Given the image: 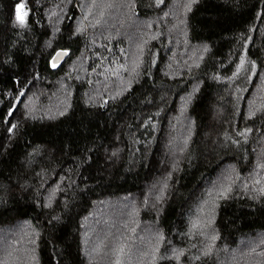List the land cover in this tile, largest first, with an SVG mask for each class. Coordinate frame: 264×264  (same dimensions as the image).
I'll return each mask as SVG.
<instances>
[{
    "label": "trees",
    "instance_id": "obj_1",
    "mask_svg": "<svg viewBox=\"0 0 264 264\" xmlns=\"http://www.w3.org/2000/svg\"><path fill=\"white\" fill-rule=\"evenodd\" d=\"M18 1L27 7L24 23L14 16ZM172 1L0 0V235L15 243L27 228L32 264H93L83 227L94 209L107 199L144 197L165 173L157 199L136 201L134 230L146 224L156 234L138 264H247L240 253L264 264V0H186L181 51L154 25L139 73L114 96L95 101L88 82L70 76L56 115L30 114L24 105L29 93L41 106L53 102L51 85L72 59L123 62L124 3L128 21L159 18ZM195 46L197 59L179 62ZM57 49L66 53L52 65ZM131 69L121 64V76ZM180 108L186 126L173 151L166 136ZM210 186L203 227L202 212L193 210ZM126 224L125 214L109 220L111 235L120 229L122 237ZM127 241L101 264H118L132 250Z\"/></svg>",
    "mask_w": 264,
    "mask_h": 264
},
{
    "label": "rangeland",
    "instance_id": "obj_2",
    "mask_svg": "<svg viewBox=\"0 0 264 264\" xmlns=\"http://www.w3.org/2000/svg\"><path fill=\"white\" fill-rule=\"evenodd\" d=\"M122 1L124 0H117L118 3H121ZM185 3L186 0H173L172 2H170L168 7L162 12L159 18L154 16L145 19L133 20V18H131L129 15V22L126 20V17L129 14L127 3H124V17L121 18L120 14L121 20L119 21L121 27L126 29V33L123 34V36L125 37H123V48H127V50L124 51L125 54L123 56V62L120 63L118 61H115L111 62V64L107 62L97 66L96 64H78L79 61L77 58L72 59L66 63L64 67L63 76L55 80L54 83L51 85L50 89H52L51 93L54 96V101L49 102L44 106H41L40 104H38V98H34L29 93L28 98H30V101H27V99L24 101V105L28 107V109L26 110L30 114H33V112L35 111L36 113L46 114L47 116L56 115L57 113L62 111L63 106L67 103L68 99V86L70 76H76L77 78H82V80L88 82V94L90 96L88 97L95 101H99L101 98H103V95L105 94H109V97L114 96V94H117V92H119L126 85V83L128 84L134 79L133 75L139 73L137 69L140 60L139 55L143 53L142 45L146 43L145 37L149 34L151 28L154 25H156L158 29H164V31L166 30L167 35L170 37V42H174V45H176L178 40H180L181 36L179 29L180 25L182 24ZM18 5L21 6L20 16L24 19V13L27 12V7L22 1H18L14 5V16L17 19L16 8ZM104 14L107 15V12H105ZM112 17L114 18V16ZM168 18L170 20L166 21V19ZM101 27H107L105 20H102ZM154 37H158V35L156 34ZM181 48L182 43H178V45L174 47L175 51H181ZM200 49V46L191 47L190 50L184 53V57L180 56L181 58H179V62L185 63L184 65L192 64L193 61L197 59ZM121 51L123 50L120 49L119 52ZM173 51L171 54L172 62L174 61ZM121 64H131V67H133L134 65L135 70H128L129 76H127V74L125 73L122 77L120 73ZM173 65L179 67L180 64ZM121 68V70L124 69L123 67ZM87 71L88 74L86 73ZM183 99L185 98L183 97ZM182 102H184V100ZM38 105H40L41 107L37 108ZM181 109L182 108L177 110V113L172 114V117L170 118L171 124L169 121L170 136L168 138L169 133L166 136V146H168L170 143L171 148L170 145L168 146V148L172 149L173 151L180 150V144L184 137L186 118L179 116V114L182 115ZM172 131H174V134H172ZM222 172H230V168L226 166L222 169ZM167 176L169 177L168 173H165V175L162 174L157 177L156 180L150 184L149 188L147 189V192L145 193V196L149 195L151 199H157L158 196L162 194L165 185L167 184ZM224 179L225 177L221 175L220 178L218 176V179L216 180L220 183L223 182ZM216 183L217 182H215V184ZM211 185L214 188L213 182L211 183ZM152 187L153 189H151ZM210 189L211 186L208 192L205 194L204 198L197 201L198 204L193 210L194 212H196L198 209L200 212H202L203 216L200 217V220L198 222L203 227H207L209 225L207 217L210 204L213 200V198H211L210 202L209 197L210 193L212 192ZM154 194L156 195L155 197ZM144 197L138 198L137 200L136 195H131L101 201V205L97 206L94 209L96 213L90 215V220H94L92 222L86 220L85 224H88V226L83 227V234L85 237L83 239V248L87 259L88 256H90V258L93 260V264H101V262L105 258L104 255L109 256V252H112L124 246V238L128 239V241L126 242V247H128V249L132 247V250L125 251L124 249L121 257L117 258L118 264H120L121 261L134 262L135 264H138V262L141 261L143 257L145 258L151 255L153 245H151L149 242L154 241L156 234H154L151 230H149V232H146V224H143L142 228H140L139 230L140 232H136L134 230L137 227L136 221H138L136 216V208L137 205L140 203L141 199H144ZM136 201H138L137 205ZM121 214H125V217L127 218V226L124 229L125 232L123 233L122 237H120V234L118 233L120 231L119 229L117 231V236H115L114 238L109 231L108 222L111 219H113V221H116V219L118 220V217ZM90 223H93V225H90ZM26 229L27 228L23 227L22 232L17 233L18 238L15 239V243H10L12 240L8 241L6 238H2L3 234L0 235V264L33 263L34 256L31 249L32 243H30L31 236L28 235V231H26ZM20 235H22L21 237L23 238V242L20 238ZM146 236L148 238L147 240L145 238ZM24 242H26L27 244H24ZM93 254L95 255V258ZM225 255L228 256V254ZM244 255L246 254L244 253ZM236 259H243V261H249L247 264H251V258L242 256L241 253L240 255H236Z\"/></svg>",
    "mask_w": 264,
    "mask_h": 264
},
{
    "label": "water",
    "instance_id": "obj_3",
    "mask_svg": "<svg viewBox=\"0 0 264 264\" xmlns=\"http://www.w3.org/2000/svg\"><path fill=\"white\" fill-rule=\"evenodd\" d=\"M66 50L65 49H57L51 58L52 65H56L59 63L60 59L65 55Z\"/></svg>",
    "mask_w": 264,
    "mask_h": 264
},
{
    "label": "snow or ice",
    "instance_id": "obj_4",
    "mask_svg": "<svg viewBox=\"0 0 264 264\" xmlns=\"http://www.w3.org/2000/svg\"><path fill=\"white\" fill-rule=\"evenodd\" d=\"M20 8H21L20 5H18L17 8H16V12H17V20H19L20 23H24V19H23V17L20 16ZM26 15H27V13L25 12V13H24V16H26Z\"/></svg>",
    "mask_w": 264,
    "mask_h": 264
}]
</instances>
